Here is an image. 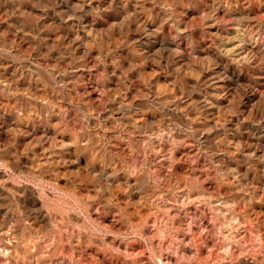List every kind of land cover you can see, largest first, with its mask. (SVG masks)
<instances>
[{"label": "rangeland", "instance_id": "1", "mask_svg": "<svg viewBox=\"0 0 264 264\" xmlns=\"http://www.w3.org/2000/svg\"><path fill=\"white\" fill-rule=\"evenodd\" d=\"M0 264H264V0H0Z\"/></svg>", "mask_w": 264, "mask_h": 264}]
</instances>
